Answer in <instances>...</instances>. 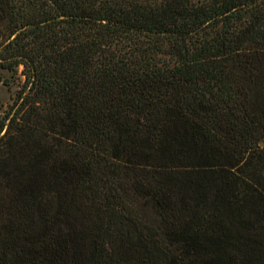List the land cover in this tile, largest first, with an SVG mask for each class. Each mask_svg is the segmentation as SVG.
Masks as SVG:
<instances>
[{
	"label": "trees",
	"instance_id": "trees-1",
	"mask_svg": "<svg viewBox=\"0 0 264 264\" xmlns=\"http://www.w3.org/2000/svg\"><path fill=\"white\" fill-rule=\"evenodd\" d=\"M0 264H264V0H0Z\"/></svg>",
	"mask_w": 264,
	"mask_h": 264
},
{
	"label": "rangeland",
	"instance_id": "rangeland-1",
	"mask_svg": "<svg viewBox=\"0 0 264 264\" xmlns=\"http://www.w3.org/2000/svg\"><path fill=\"white\" fill-rule=\"evenodd\" d=\"M21 69L12 76L3 73V77L7 79V82H0V117L12 111L13 104L24 83V79L20 74Z\"/></svg>",
	"mask_w": 264,
	"mask_h": 264
},
{
	"label": "water",
	"instance_id": "water-1",
	"mask_svg": "<svg viewBox=\"0 0 264 264\" xmlns=\"http://www.w3.org/2000/svg\"><path fill=\"white\" fill-rule=\"evenodd\" d=\"M260 146H263V142L260 143Z\"/></svg>",
	"mask_w": 264,
	"mask_h": 264
}]
</instances>
